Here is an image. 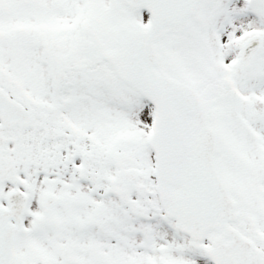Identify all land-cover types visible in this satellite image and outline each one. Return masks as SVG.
I'll list each match as a JSON object with an SVG mask.
<instances>
[{
	"label": "snow or ice",
	"instance_id": "6c2138e0",
	"mask_svg": "<svg viewBox=\"0 0 264 264\" xmlns=\"http://www.w3.org/2000/svg\"><path fill=\"white\" fill-rule=\"evenodd\" d=\"M0 264H264V0H0Z\"/></svg>",
	"mask_w": 264,
	"mask_h": 264
}]
</instances>
